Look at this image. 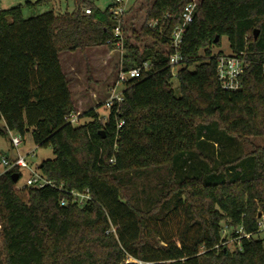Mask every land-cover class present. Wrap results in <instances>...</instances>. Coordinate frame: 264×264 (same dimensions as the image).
Masks as SVG:
<instances>
[{"label": "trees", "instance_id": "1", "mask_svg": "<svg viewBox=\"0 0 264 264\" xmlns=\"http://www.w3.org/2000/svg\"><path fill=\"white\" fill-rule=\"evenodd\" d=\"M191 1L147 0L134 40L151 36L166 51L125 37L120 69L148 61L149 70L125 83L107 115L90 108L79 125L67 121L77 110L60 54L116 48L108 43L118 23L113 2L101 10L75 0L72 12L28 18L22 5L0 9V134H30L54 153L38 165L52 184L18 187L19 166L0 173V264H264L254 237L264 147L245 154L232 146L264 136V0H199L174 73L170 37ZM223 36L250 61L239 91L218 79L222 52L213 47ZM87 190L86 205L72 202L71 191Z\"/></svg>", "mask_w": 264, "mask_h": 264}, {"label": "rangeland", "instance_id": "2", "mask_svg": "<svg viewBox=\"0 0 264 264\" xmlns=\"http://www.w3.org/2000/svg\"><path fill=\"white\" fill-rule=\"evenodd\" d=\"M38 0H0V9H8L18 5L23 6V14L25 17H32L53 10L56 14L72 12L76 8L75 0H53L49 4H41L28 6V2L35 3ZM114 0H93L96 7L105 10ZM199 1V0H198ZM147 0H127L125 23L123 26L124 36L134 40L133 32H140L146 16ZM87 8V7H86ZM85 8V10H86ZM141 48L154 45L162 51H166V47L161 43L156 42L151 36L143 37L141 42L136 43ZM123 48H110L107 45L90 47L82 51L63 52L60 54V60L64 71L70 79V89L73 92V101L77 112L83 113L93 107H101L98 112L103 116L107 115V109L104 107L105 101L116 91H121L123 85H117L118 71L120 69L122 57L124 54ZM213 52L229 54L232 52L230 41L227 36H223L222 42L218 46L213 47ZM194 67H192L193 69ZM176 70L174 73H176ZM173 86L177 95H180L178 88V80L174 78ZM84 117L80 123L89 121ZM5 122L0 119V131L4 128ZM240 148L245 154L252 152L257 147H264V136L251 137L248 141H243L241 144L233 142L232 146ZM240 146V147H239ZM216 150H219L216 146ZM19 152L26 156L27 162L34 169H38V165L47 159H53L54 153L51 147H41L36 145L28 134L18 147ZM220 151V150H219ZM17 155V149L13 146L10 135L0 134V172L5 170L3 158L12 160ZM22 177L18 182V187L26 185L27 179L31 175L29 168L21 169ZM116 228H114L115 230ZM230 231L225 232V236L229 238L228 247L233 250L235 248V240L230 236ZM257 239L263 240L264 243V225L260 227V232L254 236ZM1 221H0V247H2ZM129 260H133L129 257Z\"/></svg>", "mask_w": 264, "mask_h": 264}, {"label": "built area", "instance_id": "3", "mask_svg": "<svg viewBox=\"0 0 264 264\" xmlns=\"http://www.w3.org/2000/svg\"><path fill=\"white\" fill-rule=\"evenodd\" d=\"M126 1L127 0H114L112 7V12L118 21L116 27L114 28V38L108 40L109 44H115L116 48H123L124 46V23H125V13H126ZM198 6V0H192L188 3L181 15V22H179L170 37V49L172 52L169 54L170 65L172 66L173 71L181 64L183 61V55L181 52V47L184 42V35L187 29V26L193 22L195 17V11ZM87 13H91V8H86ZM250 61L246 57L245 52L235 53L231 52L229 54L222 53L217 57V74L218 79L220 81L221 87L224 90L228 91H239L243 89V74ZM151 66L150 62H145L142 66H137L131 68L129 70L119 69L118 71V79L117 85H125V83L132 79L140 78L144 71H148ZM264 73V66H263ZM124 89V88H123ZM123 89L121 91H116V87L113 90V93L110 97L105 101L104 107L109 110L114 103L122 102L124 100ZM67 121L72 125L80 124V112H74L70 116L67 117ZM124 121H119L118 130L120 131ZM9 135L11 136V141L13 146L17 149V155L9 160L8 158H3V163L5 165V170H9L12 167L19 166L22 168H29L31 171L30 177L27 179L26 185L35 186V187H43L47 184H52L49 180H47L38 169H34L27 162L26 156L22 155L18 147L22 144L23 140L21 135L9 131ZM114 159L111 160L113 162ZM3 171V172H4ZM1 173V172H0ZM72 202L77 203L81 206H84L91 200V196L87 190V192H78L71 191ZM68 201L63 199L61 201L62 205H66ZM260 227L264 225V214L260 216ZM240 232H244L243 228L240 227ZM246 237H251V234L245 233L243 234Z\"/></svg>", "mask_w": 264, "mask_h": 264}, {"label": "water", "instance_id": "4", "mask_svg": "<svg viewBox=\"0 0 264 264\" xmlns=\"http://www.w3.org/2000/svg\"><path fill=\"white\" fill-rule=\"evenodd\" d=\"M258 34H259V31L257 30L256 31V35H255L256 38H257ZM218 40H219V37L216 39V41H218ZM18 179H19V175L18 174H15L14 175V181L17 182ZM259 216H261V214H259Z\"/></svg>", "mask_w": 264, "mask_h": 264}]
</instances>
